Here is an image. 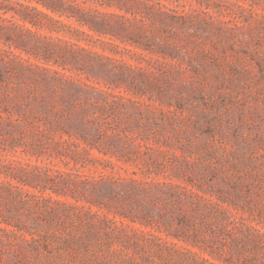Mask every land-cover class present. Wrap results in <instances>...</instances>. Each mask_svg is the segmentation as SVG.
Masks as SVG:
<instances>
[{
	"label": "rangeland",
	"instance_id": "374dc122",
	"mask_svg": "<svg viewBox=\"0 0 264 264\" xmlns=\"http://www.w3.org/2000/svg\"><path fill=\"white\" fill-rule=\"evenodd\" d=\"M107 1L87 4L99 32L7 23L0 155L33 191L54 176L73 195L22 198L40 247L25 264H204L150 233L227 243L212 191L240 194L229 228L264 223V0Z\"/></svg>",
	"mask_w": 264,
	"mask_h": 264
},
{
	"label": "trees",
	"instance_id": "16d2710c",
	"mask_svg": "<svg viewBox=\"0 0 264 264\" xmlns=\"http://www.w3.org/2000/svg\"><path fill=\"white\" fill-rule=\"evenodd\" d=\"M95 1L110 6L107 0H0L1 63L7 65L11 55H15L11 50L13 43L8 33L10 26L7 23L15 20L22 22L23 27L26 24L39 27L46 25V22L64 23L61 19L66 18L75 20L81 27H87L90 31L99 32L95 26L104 17V13L87 5L89 2ZM7 14H11V17H5ZM24 31L32 34L31 30L27 28ZM91 146L98 149L95 145ZM48 178V180L53 179L50 185L47 184V187L43 186L41 189L33 191L31 188L37 189L39 186L33 185L31 181L18 175L16 168L11 166L8 159L2 158L0 155V264H14L15 261L25 264L28 257L27 253L32 254V252H38L40 249L38 246L29 245L26 235L35 236V234L31 233L29 228L27 229L16 218L17 207L21 204L24 196L31 194L39 197L49 190L57 196L73 197L61 187L65 186L66 181L56 182L57 178L54 176ZM205 193L209 194V198L214 204L225 210V219H221L219 222L218 231L222 233L221 235L228 236L229 241H226L227 243L221 241V247H216V242L220 245V240L218 233L212 229L209 230L207 237H201L198 235V231L191 236H184L181 230L175 233L167 232V238L154 233H150L151 237L168 243L178 250L184 251L185 249L192 252L204 264H264V223H260L262 224L260 228L249 226L244 229L243 225H232L229 228L228 222L233 220H230L231 216L227 212L231 213L232 208L239 211V206L234 199L239 198L240 194L235 191L228 194L213 191ZM48 197L53 201H59L50 195ZM88 202L99 210L106 209L108 212H112L111 208L102 203L91 200ZM114 214L127 218L133 223L138 222L146 225L143 221H138L124 213ZM170 237L172 240L169 239ZM42 246L46 251L49 248V244L46 243H43ZM246 252L249 253L245 255ZM235 260L236 262H234Z\"/></svg>",
	"mask_w": 264,
	"mask_h": 264
}]
</instances>
